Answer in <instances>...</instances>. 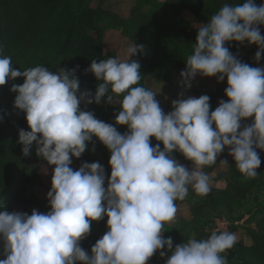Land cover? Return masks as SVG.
Returning a JSON list of instances; mask_svg holds the SVG:
<instances>
[{
  "label": "clouds",
  "instance_id": "9594fccd",
  "mask_svg": "<svg viewBox=\"0 0 264 264\" xmlns=\"http://www.w3.org/2000/svg\"><path fill=\"white\" fill-rule=\"evenodd\" d=\"M264 3L254 0L225 3L206 24L197 29L193 50L179 75L190 88L197 75L226 78L224 94L210 111V97L188 96L171 101L165 113L157 93L140 85L141 65L130 59L143 52L144 45L127 46L125 59L92 60L85 70L96 81L94 94L80 88L78 66L50 71L35 66L23 71L12 67L9 56L0 55V86L17 77L13 106L24 113L29 130L20 129L18 142L25 156L35 154L54 165L46 193L47 212L0 210V264H147L159 253L164 264H227L222 254L237 243L235 233L214 230L205 239L190 238L173 244L164 237L165 224L176 219V201L211 191L205 166L217 164L227 147L239 173L255 178L264 151V65L253 67L241 61L226 42L255 44L253 59L264 53ZM183 95L182 93L180 94ZM115 103L119 111L116 125H126L121 133L114 124L99 120L85 106ZM252 117V122L242 121ZM95 137L110 157V175L105 186V168L99 162H81L88 143ZM162 143L153 145L150 138ZM93 146L90 151H94ZM192 162L179 163L173 152ZM219 163L229 164L227 160ZM47 172V168L44 169ZM107 217L106 232L90 251L80 242L90 233L91 222ZM163 249V250H162Z\"/></svg>",
  "mask_w": 264,
  "mask_h": 264
},
{
  "label": "trees",
  "instance_id": "16d2710c",
  "mask_svg": "<svg viewBox=\"0 0 264 264\" xmlns=\"http://www.w3.org/2000/svg\"><path fill=\"white\" fill-rule=\"evenodd\" d=\"M135 2L137 9L131 18L123 19L99 6H92L89 0H0V55L11 57L12 67L20 71L38 65L53 72L59 68L78 66L76 75L80 81V88L88 89L94 94L99 81H96L91 72L85 70L92 60L115 58V54L106 52L103 45L104 31L113 23L120 26L135 44L139 43L141 38L143 41L147 36H152L162 44L160 47L169 48L172 59L185 63L193 50L198 27L188 25L181 14H178L179 9L186 8L200 24H206L223 4L243 3V0H135ZM254 2L260 5L264 0ZM146 5L150 7V12H141L139 9ZM154 11L160 14L156 12L154 14ZM165 11L169 12L167 20L164 18ZM261 34L264 35V26H261ZM225 46L238 57L250 61L253 67L264 65V53L259 62L253 59L257 51L255 44L231 41L226 42ZM157 55L159 61L153 62L151 71L154 69L152 73L159 77L160 68L154 65L161 63L164 54ZM23 79L17 77L0 86V199L10 186L12 172L22 154L18 132L20 129L29 130L23 111L13 106L16 93L10 91L13 84H22ZM226 87L225 78L216 86L214 92L209 94L210 111L215 109V97L228 99L224 94ZM107 106L119 108V98H115V103L112 104L104 103L103 98L99 105L81 104L82 110L93 111L96 118L110 123L113 114L111 110L106 109ZM93 140L98 141L95 137ZM150 140L153 145L160 144L161 149L163 148L162 143L156 141L154 137ZM256 151L261 158V165L256 169L258 175L252 179L245 178L232 160L227 176L212 179L208 195L196 196L197 204H191L189 209L194 216L202 215L205 207L214 208L217 205L237 207L253 193V189L261 183L264 166V151L260 149ZM173 156L177 161L192 164L179 152L174 151ZM36 157L34 149V160ZM34 173L27 175L12 193L13 200L20 203L24 212L29 215L33 209L44 213L50 207L47 200L36 196L33 191V184L36 181ZM254 209L256 215L245 226V230L239 232L235 246L222 254L226 257L227 264H258L254 258L264 257V195L256 198ZM235 220L239 221L232 219L229 232L237 231L236 227L240 223L233 224ZM210 234L207 231L204 233L201 229L194 238L205 239ZM101 237L89 233L80 242L81 247L85 251H90L92 245ZM150 259L152 264H164L167 256L162 258L159 253H155Z\"/></svg>",
  "mask_w": 264,
  "mask_h": 264
},
{
  "label": "rangeland",
  "instance_id": "374dc122",
  "mask_svg": "<svg viewBox=\"0 0 264 264\" xmlns=\"http://www.w3.org/2000/svg\"><path fill=\"white\" fill-rule=\"evenodd\" d=\"M89 2L92 6H99L100 8L110 11L123 19H130L134 11L137 9L135 0H89ZM139 10L141 12H150V7L146 5ZM155 12L156 11H154L153 13L155 14ZM164 13V18L165 20H167L166 18H169V12L165 11ZM156 14L159 15L160 13L156 12ZM178 14H181L182 18H184V20L188 22V25L193 28H197L201 25L199 21L196 20L194 15L189 10H186V8H180ZM103 37L104 50L106 52H113L115 54V58L121 60L125 59V49L127 48V46L132 44L133 41L126 35L122 28L116 23H113L104 31ZM136 44L144 45L143 52L137 53L135 56L130 58H134V60L139 61L141 65L140 71L142 79L140 81V85L146 88H150L153 91H158L160 85H162L161 91L156 95V99L160 101V106L165 113L172 110L171 101L173 99L186 98L188 96L199 97L200 95L206 94V92L210 97L209 94H212L216 86L220 83L217 82L216 77L214 76L202 77L200 75H197L192 81L191 87L185 88L181 81L179 73L185 69L186 63L180 62L177 59H172V52L169 50V48L167 49V46H163L164 48L160 47V45L162 44L152 36H147V39L143 41L141 38L139 43ZM156 52L160 53L161 55L164 54V56L161 58V63L154 65L159 66L160 68V73H158L159 77H156L154 73H152L154 72V69H152L151 71L153 62L159 61V56ZM238 58L241 59L242 62L252 66V63L250 61H247L246 59L241 57ZM181 93L183 94L182 96L180 95ZM220 100L221 98L215 97V108L218 106V102ZM106 109L111 110L113 114V119L110 121V124H114L119 132H126V125H116L114 121V116L119 111V108L116 109V107L107 106ZM251 122L252 117H249L246 120L242 121V124H250ZM93 146L95 147V150L90 151ZM34 147L35 144L33 143L31 154L25 156L22 153L20 159L15 164L14 171L12 172L10 186L0 199V210L6 209L9 212H24L23 206L17 201L13 200L12 193L15 187L22 184L24 178L27 175L34 172L36 181L33 184V191L36 196L47 200L46 193L51 187L50 180L52 175V168H54V165H48L46 161H39L41 158L38 156L36 157L37 161L34 160ZM109 157L110 153L108 152L106 147L102 143H99V141L93 140L91 143H88L85 152L81 155L80 158H72L73 162L71 167H73V169L75 170L80 166L81 162H99L105 168V184H107V176L110 175L111 171L108 164ZM222 159L227 160L229 164L224 165L222 163H219ZM232 160L233 158L228 154V149L226 147L225 150L217 157V164L210 167L205 166L203 168V171L210 176L211 180L225 178L229 172V167L232 163ZM178 162L185 165L189 168V170H191L192 164H185L181 161ZM45 168H47V172L44 171ZM262 173L263 174L260 185L253 189V193L250 196H247L243 200L241 205L237 207H226L224 205H217L214 208L205 207L202 211V215L199 216H194L192 211L189 210L191 204H197L195 200L197 195L195 194L191 186H189V193L185 200L176 201V219L171 223L165 224V231L162 233V235L165 238L171 236L174 245L186 242L188 239L194 238L197 235L198 231L201 229H203V232L205 233L207 231V224L209 223V221L213 217L222 214V216H224L228 220H232L233 218L241 220L238 227H236L237 231L235 232L236 236H238L239 232H243L246 228L245 226L249 224V222L256 215V211H254L256 198L262 197L264 195V166L262 169ZM106 220L107 217H104L99 221H92L90 233L102 236L107 230L105 226ZM242 224L245 225L242 226ZM0 251H2V242H0ZM3 258L5 257L3 255H0V259ZM254 260H256L258 264H264V257L254 258ZM147 264H152L151 259H149Z\"/></svg>",
  "mask_w": 264,
  "mask_h": 264
},
{
  "label": "built area",
  "instance_id": "2783aa9c",
  "mask_svg": "<svg viewBox=\"0 0 264 264\" xmlns=\"http://www.w3.org/2000/svg\"><path fill=\"white\" fill-rule=\"evenodd\" d=\"M239 221H233V224H237ZM232 225V220L226 219L222 214H219L218 216L213 217L209 223L207 224V231L212 232L214 230H227Z\"/></svg>",
  "mask_w": 264,
  "mask_h": 264
}]
</instances>
